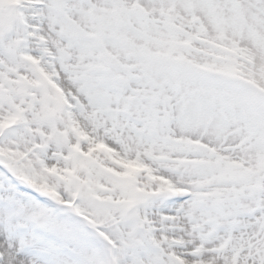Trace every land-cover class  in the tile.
I'll list each match as a JSON object with an SVG mask.
<instances>
[{
	"label": "snow or ice",
	"instance_id": "1",
	"mask_svg": "<svg viewBox=\"0 0 264 264\" xmlns=\"http://www.w3.org/2000/svg\"><path fill=\"white\" fill-rule=\"evenodd\" d=\"M0 264H264V0H0Z\"/></svg>",
	"mask_w": 264,
	"mask_h": 264
}]
</instances>
